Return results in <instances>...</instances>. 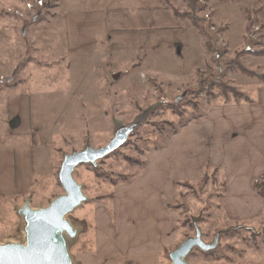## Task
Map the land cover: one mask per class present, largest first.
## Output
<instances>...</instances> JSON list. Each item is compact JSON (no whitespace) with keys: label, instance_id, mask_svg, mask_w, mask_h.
<instances>
[{"label":"rangeland","instance_id":"rangeland-1","mask_svg":"<svg viewBox=\"0 0 264 264\" xmlns=\"http://www.w3.org/2000/svg\"><path fill=\"white\" fill-rule=\"evenodd\" d=\"M67 1L0 0V117L7 94L22 91L31 105L30 131L24 141L34 147L29 194L0 197V243L24 240L23 219L17 210L25 201L38 208L63 193L57 175L64 154L87 145L100 148L112 138L116 126L142 118L127 141L96 167H76L73 178L81 184L87 201L65 217L77 229L76 237L67 242L73 261L83 254L87 264H148L151 260L153 264L155 238L163 236L167 222L159 211L158 232L147 213L152 207L156 210V192L166 188L164 173L159 181L150 180L138 197L154 205L138 202L120 209L116 201V212L114 188L140 175L146 154L164 145L209 104L245 99L246 83L264 81V77L257 78L264 74V0ZM153 3L159 10H169H162L159 21L153 23L159 32H170L168 42L181 33L176 32L179 29L168 14L171 18L173 11L186 14L174 18L190 22L207 55L200 56L201 47L195 41L183 52L174 45L137 54L111 53L105 45L96 46L91 54H72L65 49L62 22L68 10L100 11L118 19L111 33L114 29L131 32L139 29L140 20L127 23L121 20L123 12H136V5L151 11ZM163 43L166 39L159 41V45ZM241 68L252 73L246 75ZM113 74H119L116 80ZM179 95L183 97L175 103ZM5 128L1 125L0 133L6 132ZM2 140L5 143L8 138ZM176 173L172 171L170 176ZM260 183L264 192V178ZM226 184L220 171L206 165L198 182L186 178L175 183L174 202L166 200L167 192L164 195L165 206L177 217V246L194 236L193 223L207 243L220 233L215 249H192L187 264H264V214L247 221L229 218L227 210L235 206H221L217 201L227 193ZM260 207L264 200L256 197L244 210ZM169 249L159 254V264L171 263Z\"/></svg>","mask_w":264,"mask_h":264},{"label":"crops","instance_id":"crops-1","mask_svg":"<svg viewBox=\"0 0 264 264\" xmlns=\"http://www.w3.org/2000/svg\"><path fill=\"white\" fill-rule=\"evenodd\" d=\"M154 5L156 4L150 5L154 8L151 11H144L136 5L134 6L136 12H123L121 20L133 23L135 19H139L140 27L131 32H128V29H114V33L111 31L119 22L117 18L100 11L95 13L68 10L62 22L65 30V49L72 54H91L95 52L96 46L105 45L111 53L137 54L167 49L174 45L182 48L183 52L191 49L190 43L195 41V44L201 47L200 56L207 55L201 36L190 22L174 18L175 16L171 18L169 14L168 19L179 29L176 32L181 33L173 41L168 42L170 32H159L157 30L159 28L153 27V23L159 21L162 10L164 13H168L169 10H159V7ZM142 13H145L144 17ZM161 39H166V43L159 45ZM196 58L195 64L199 61ZM246 84L247 92L242 89L245 99L209 104L202 114L192 118L177 133L171 134L164 145L146 154L145 168L140 175L129 183L114 188L116 195L113 202L116 212L118 203L120 209L124 207L127 209L138 202H142L144 206L149 203L154 205L153 201L138 197L144 194L143 187H148L150 180L154 181L157 178L159 181V175L161 177V173H164L163 187L166 188L156 192V210L154 211L152 207L147 213L152 217L154 226L158 227V232L159 211L167 222L164 224L166 231L163 236L155 238L157 247L153 264H159L161 251L167 247H171L169 249L171 251L177 246L174 243L177 217L165 206L166 201L163 200L165 193H168L166 200L174 202L175 183L186 178H189L191 183L198 182L206 165L213 171H220L223 181L227 183V193L219 195L217 201L221 206L230 204L235 206L232 210H227L229 218L235 222L247 221L264 214V207H260L259 210L252 209L250 212L244 210L245 204L250 200L253 202L256 197L264 200L256 194L254 184L264 174V81L254 80ZM6 97L4 115L0 117V120H4L0 121V128L3 124L6 126V132L0 133V197L23 198L29 194L34 170V147L24 141V137L30 131L31 105L29 98L24 96L22 91L10 92ZM3 136L9 141L1 143ZM1 168L4 171L1 172ZM172 171L177 172L173 177L170 176ZM225 209L226 207H223L222 211ZM74 264H87L85 255H76Z\"/></svg>","mask_w":264,"mask_h":264},{"label":"water","instance_id":"water-1","mask_svg":"<svg viewBox=\"0 0 264 264\" xmlns=\"http://www.w3.org/2000/svg\"><path fill=\"white\" fill-rule=\"evenodd\" d=\"M119 74H113L116 80ZM12 77H9L11 80ZM184 95V94H183ZM183 95L175 97L174 102ZM142 118H138L128 125H118L107 144L100 148L87 145L82 150L72 151L63 155L58 170V181L63 193L53 198L46 206L32 208L25 201L17 213L23 219L24 240L22 242L0 243V264H74L69 255L68 240L74 239L77 229L65 217L82 202L87 201L82 186L73 173L81 164L97 166L98 161L119 149L128 139ZM194 225V236L187 237L176 248L169 251L170 264H187L186 257L192 249L206 252L215 249L218 243L217 232L210 243L202 239L201 230Z\"/></svg>","mask_w":264,"mask_h":264},{"label":"trees","instance_id":"trees-1","mask_svg":"<svg viewBox=\"0 0 264 264\" xmlns=\"http://www.w3.org/2000/svg\"><path fill=\"white\" fill-rule=\"evenodd\" d=\"M173 15L174 16H176V17H180V18H183V17H186L187 15L186 14H178L176 11H173ZM193 25L196 27V28H198V30H199V27H198V25L197 24H195V23H193ZM199 32L201 33V30H199ZM241 72L242 73H244V74H246V75H248V73L249 74H251L250 72H248V71H246V70H244V69H242L241 68ZM264 77V74L262 75H259L257 78H260V79H262ZM262 81V80H261ZM204 176H205V174H204ZM264 178V174L260 177V178H258L257 180H256V182L254 183L255 184V190H256V194L258 195V196H260L262 199H264V192L259 188L260 187V185L262 184V183H260L261 181H262V179ZM185 185H189V184H186V183H184ZM184 238H186V237H184Z\"/></svg>","mask_w":264,"mask_h":264}]
</instances>
